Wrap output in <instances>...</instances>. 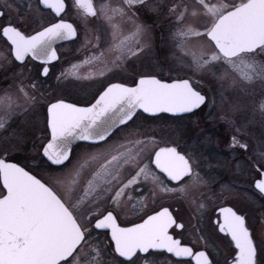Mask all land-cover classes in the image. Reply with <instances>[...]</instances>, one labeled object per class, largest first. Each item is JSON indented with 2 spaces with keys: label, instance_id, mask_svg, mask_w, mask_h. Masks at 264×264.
I'll list each match as a JSON object with an SVG mask.
<instances>
[{
  "label": "snow or ice",
  "instance_id": "6c2138e0",
  "mask_svg": "<svg viewBox=\"0 0 264 264\" xmlns=\"http://www.w3.org/2000/svg\"><path fill=\"white\" fill-rule=\"evenodd\" d=\"M0 39V264H264V0H0ZM65 41L88 55L57 87L99 78L75 102L41 90ZM206 122L224 127L251 193L210 187L197 148L181 150L185 136L204 147ZM209 194L243 207L213 220ZM168 197L192 213L149 208Z\"/></svg>",
  "mask_w": 264,
  "mask_h": 264
},
{
  "label": "rangeland",
  "instance_id": "374dc122",
  "mask_svg": "<svg viewBox=\"0 0 264 264\" xmlns=\"http://www.w3.org/2000/svg\"><path fill=\"white\" fill-rule=\"evenodd\" d=\"M158 47H163V45L160 43ZM79 60H84V58H78ZM160 59L162 60L163 57L161 56ZM101 65L100 63H95L92 65L84 64L81 65L78 69V71L81 74H88L89 70L92 71L100 69ZM122 81V80H121ZM99 83H95L91 85L88 88H85L83 92L81 93L82 89L77 90L72 89L71 91L66 92H60V94L56 95H64L69 96L70 101L75 102V100L80 99L84 97L85 95H88L90 92L95 91V88L98 87ZM65 91V90H64ZM40 103L42 100L39 101ZM165 117L166 116H161ZM188 117L187 118H176L175 120L170 121V123L175 126H180L183 128L188 123ZM203 128V135L201 137V141L204 143V147H199V145L196 144V141L194 139L190 140L187 136H185L183 139L178 140L177 142L182 146L181 150H187L191 151L193 147L197 148L198 152V160L200 163V171L201 174L204 176L205 179L210 181V178L213 179L212 183H210V187L214 188L215 190H219L218 182L220 180L223 181H233L237 187L238 190H240L241 193L245 192H251L252 189L249 187L247 181L240 180L239 177H237L231 167L232 164V153L229 151V149L226 147L225 140V129L221 125L212 126V122H206V125H201ZM207 138V139H205ZM175 139V137H173ZM161 146H169V144L160 143ZM19 162L22 166H24V160H23V153H17L13 156V162ZM218 176H221L220 178H216ZM214 177V178H213ZM249 177V176H247ZM211 182V181H210ZM204 187L201 186L199 189L193 188L190 191L191 193H199V191H204ZM207 194V193H206ZM173 199V198H172ZM209 199L210 194H209ZM222 202V200H220ZM173 202V201H172ZM175 202V201H174ZM234 202L238 203L234 200ZM218 202L217 199L213 200L211 199L208 203L207 208H211L212 206L216 205Z\"/></svg>",
  "mask_w": 264,
  "mask_h": 264
},
{
  "label": "flooded vegetation",
  "instance_id": "af4514ba",
  "mask_svg": "<svg viewBox=\"0 0 264 264\" xmlns=\"http://www.w3.org/2000/svg\"><path fill=\"white\" fill-rule=\"evenodd\" d=\"M162 35H166V29L161 30L159 28V26L157 27V31H156V42H157V46H159V44L161 43V37ZM79 46V41L72 43V42H58L56 47H57V52L58 55L60 56V60L59 61H54L53 64L55 65L54 67V72L53 75L50 76L47 80L44 81V86L41 89L42 91H46L48 95H52V94H60V92H66V91H71L72 89H65V91L61 90L59 87H57V82L55 79V75L58 74L61 70L65 69L68 67V65L65 63V61H72L75 62L73 60V57H77V58H85L86 55H88L87 52H75V49ZM0 51H6V49L4 48V41L2 39H0ZM32 63H38V62H32ZM95 70L96 71H99ZM85 74V73H84ZM83 75V74H82ZM112 82H123L121 80H113ZM10 83H12L11 79H5L3 75H0V88H4L7 87ZM99 83V78H97V82ZM99 85V84H98ZM84 89H82L81 93L83 92ZM78 93V90H77ZM42 102H44L42 100ZM69 102H73L70 101ZM160 116H166L169 117V115H160ZM187 115H183V116H177L178 118H187ZM189 139V138H188ZM171 146V145H169ZM161 147H166V146H161ZM17 162V161H15ZM22 166V165H21ZM221 176H218L216 178H220ZM214 178V177H213ZM240 180H244V181H248L249 179H251V177H247V176H240L239 177ZM213 179L210 178L211 183ZM251 193V192H248ZM243 194V193H241ZM191 196H195L198 197L199 193H191ZM211 199H209L210 201ZM219 203H217L216 205L212 206L211 208H207V213L211 214L212 219L215 220L216 216L218 215V213L215 211L216 206H232V203H236L234 202V200L228 202L227 204H225L224 202H221L220 199H217ZM173 201V202H172ZM175 201V202H174ZM169 206L170 207V211H172L174 214L177 211H180L181 214H183L185 217H187L188 215H190L192 213V209L189 207V205L180 197H176L175 199H172V197H168L166 199L163 200H157L155 205L149 204V208H153L155 207L156 210H159V206ZM238 207H243L242 204H240L239 202L237 203ZM147 210V209H145ZM127 211V218L128 219H134L135 218V213L133 212L131 205H127L126 208ZM246 211L248 212L249 215H259V211H260V201L257 200L255 204H252L250 207H248L246 209ZM141 215L143 214L142 212L140 213ZM204 225L205 227L208 226V219H207V215L205 216V220H204Z\"/></svg>",
  "mask_w": 264,
  "mask_h": 264
},
{
  "label": "water",
  "instance_id": "95a60500",
  "mask_svg": "<svg viewBox=\"0 0 264 264\" xmlns=\"http://www.w3.org/2000/svg\"><path fill=\"white\" fill-rule=\"evenodd\" d=\"M162 114H166V115H172V114H169V113H160L159 115H162ZM183 115H187V114H177V116H183Z\"/></svg>",
  "mask_w": 264,
  "mask_h": 264
}]
</instances>
